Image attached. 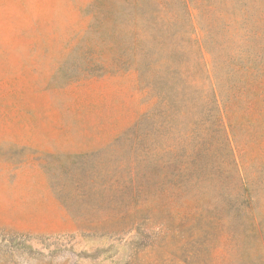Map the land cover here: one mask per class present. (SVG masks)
Masks as SVG:
<instances>
[{
	"label": "rangeland",
	"instance_id": "rangeland-1",
	"mask_svg": "<svg viewBox=\"0 0 264 264\" xmlns=\"http://www.w3.org/2000/svg\"><path fill=\"white\" fill-rule=\"evenodd\" d=\"M0 264H264V0H0Z\"/></svg>",
	"mask_w": 264,
	"mask_h": 264
}]
</instances>
